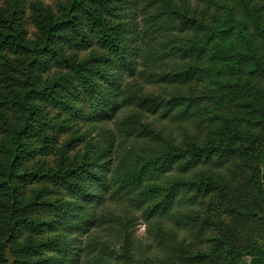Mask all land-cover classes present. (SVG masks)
I'll return each instance as SVG.
<instances>
[{
	"label": "trees",
	"instance_id": "1",
	"mask_svg": "<svg viewBox=\"0 0 264 264\" xmlns=\"http://www.w3.org/2000/svg\"><path fill=\"white\" fill-rule=\"evenodd\" d=\"M23 1L0 12V264L8 247L14 264H89L92 254L150 264L133 253L131 211L161 264H264V1L63 0L61 18L32 5L34 39ZM89 36L103 53L66 56ZM142 79L169 93H148ZM47 105L68 118L59 148ZM155 116L177 124L182 141L146 120ZM201 123V137L186 130ZM50 153L54 168L25 166ZM106 227L122 236L119 250L98 241ZM201 227L216 231L208 252L190 249Z\"/></svg>",
	"mask_w": 264,
	"mask_h": 264
},
{
	"label": "rangeland",
	"instance_id": "2",
	"mask_svg": "<svg viewBox=\"0 0 264 264\" xmlns=\"http://www.w3.org/2000/svg\"><path fill=\"white\" fill-rule=\"evenodd\" d=\"M264 1V0H258V2ZM9 0H0V12L6 11L8 7ZM23 8H24V29L27 32V36L29 39H34L35 35L38 33L37 29L33 22V17L35 16V13L33 12L32 5H38L39 7L43 8L47 12L51 13L55 17H62L60 5L65 4L63 0H24L23 1ZM211 4V3H210ZM204 4L201 5L205 8H207L209 11L212 10L213 6L211 4ZM9 10V9H8ZM89 39L91 41V45L87 47L86 49H80V48H72V47H64V51L66 56H74L77 59H83L85 57H88L91 52H97V53H103L102 50L98 48V46L95 43V40H93L92 36H89ZM9 57L14 61L15 63L18 62L20 59V56L15 54H9ZM57 74V71L54 68H51L49 71H47L48 78L54 77V75ZM46 75L43 76L45 78ZM152 79H142L141 83L144 85V89L148 93L153 94H159L164 95L168 94V90L164 87H160L157 84L152 82ZM200 89L199 86H197L194 91H198ZM168 92V93H167ZM84 109H86V112H90L91 110V104L90 103H84L83 104ZM45 119L48 120L49 125L51 127L54 126V130H50V134L55 137L56 143L53 145L55 148H59L65 143H67L70 139L69 133H62L63 131H60L59 128L67 122L68 118L67 115L62 112L59 108L53 107V106H46L45 107ZM216 110L230 116L231 118H238L240 115L239 113L231 108L227 107H216ZM148 122H151L152 125L157 126L158 128L163 129L166 132L171 133L178 142H181L183 139V131L182 129L175 123H171L167 120H162L160 117H149V119H146ZM145 122V119H144ZM203 123H201L200 126H195L193 124H188L186 130L190 134H198L200 137L204 134H206V129H203L201 127ZM57 130V131H56ZM82 145H78L76 148H74L72 151H70L67 156L70 157V159L73 158H79L82 154ZM56 164V157L54 153H50L49 155H37L28 162L25 163V166L28 168H38L42 167L43 169L48 168H54ZM264 171V169H263ZM206 173L207 168L203 167L200 168L197 174L200 173ZM38 189L41 188L40 185L34 183L28 187V189ZM111 212H114L115 215L123 216V212L120 211V204L115 205H109ZM129 209V208H128ZM126 209L124 208L123 211ZM131 216L134 217V220L132 221L131 228L129 229L130 237L133 241V246H136L135 251L133 252L135 257L141 260H145L149 262L150 264H161V262L165 259V253L160 250L159 247H157L156 243L153 241L151 235L147 233V227L146 223L141 220L140 214L136 211H131ZM118 217V216H117ZM223 220L228 224L231 225V217L229 215H223ZM252 227L250 224H246V229L244 231V234H247L249 236H253ZM98 235L101 237L98 239V241H105L108 243L110 248L112 249L115 247L116 250H119L121 244H122V236H118V238L115 237V233L113 231H109L106 228L99 229ZM216 234V231H214L213 228L207 229L205 227H201L200 230H197L196 235H200L199 240L197 242H194L192 240L193 237H195V234L188 236V240L190 244L192 243V247L190 249H196L204 252H208L212 245L209 243V239L212 238ZM45 236V235H44ZM141 246L143 248H146L147 250H143L141 252ZM9 248V247H8ZM232 248V247H231ZM110 252V251H108ZM110 255L107 254L104 258V263L101 264H115V261L112 257H109ZM250 258H244L239 264H249ZM89 264H97V260L95 259V256L92 254L89 259ZM177 263V260H174V264Z\"/></svg>",
	"mask_w": 264,
	"mask_h": 264
},
{
	"label": "water",
	"instance_id": "3",
	"mask_svg": "<svg viewBox=\"0 0 264 264\" xmlns=\"http://www.w3.org/2000/svg\"><path fill=\"white\" fill-rule=\"evenodd\" d=\"M261 219L264 220V212L261 216ZM5 257H6L7 264H14V259L11 256L10 248H7Z\"/></svg>",
	"mask_w": 264,
	"mask_h": 264
}]
</instances>
